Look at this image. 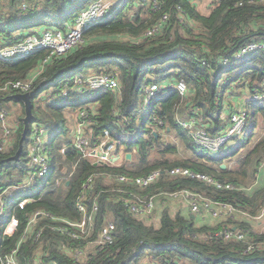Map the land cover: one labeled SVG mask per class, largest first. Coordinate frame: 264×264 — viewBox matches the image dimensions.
<instances>
[{"label": "trees", "instance_id": "1", "mask_svg": "<svg viewBox=\"0 0 264 264\" xmlns=\"http://www.w3.org/2000/svg\"><path fill=\"white\" fill-rule=\"evenodd\" d=\"M93 1L0 0V43L13 44L47 29L64 30ZM165 14L168 17L163 20ZM157 24L159 31L148 34ZM250 42L264 43V0H160L158 8L153 0H122L84 31L83 43L63 54L49 57L50 50L44 48L23 57L0 58V87L35 76L27 130V106L17 97L19 91H0V109L7 111L11 129L8 147L0 150V193L12 189L13 195L3 198L4 216L17 210L21 219L11 237L3 235L4 217L0 219V253L16 248L19 264H38L39 252L51 264H264V233L257 232L252 221L264 205V178L259 179L264 169V136L234 160L252 141L258 119L264 117V99H248L264 88V48L237 56ZM95 73L114 74L119 87L89 88L76 83L79 75ZM180 80L188 87L184 95L174 86ZM151 83L167 87L143 109L144 88ZM239 98L245 99V133L221 151L197 145L179 122V109L185 105L199 125L212 134L221 133L230 124ZM17 105L22 110L12 120L11 114L19 112H13ZM90 106L86 131L92 142L99 143L109 130L126 152L133 153V159L95 163L76 148L68 112ZM36 124L49 132L51 172L37 184L23 186ZM168 128L192 152L189 157H167L179 150L162 141L160 129ZM2 131L0 122V135ZM154 151L159 155H153ZM175 166H188L233 187L171 175L168 171ZM157 169L163 172L148 187L133 182ZM122 175L131 180H120ZM57 177H63L60 183ZM184 189L232 204L236 217L211 225L199 223L190 207V211L182 207L173 214L165 202L176 197L171 193ZM131 192L154 194L155 201L164 204L159 225L145 219L153 216L156 205L150 216L137 215L126 205ZM82 195L89 208L94 201L99 204L95 231L88 238L60 232L55 226L61 221L46 214L80 220L77 202ZM29 196L34 200L15 210L17 200ZM39 212L43 214L37 215L23 237L29 217ZM109 220L116 225L113 241L101 249L93 244L85 249ZM235 225L249 229L247 239L214 235ZM250 242L257 247L247 251ZM77 248L85 249L86 257L78 259Z\"/></svg>", "mask_w": 264, "mask_h": 264}, {"label": "built area", "instance_id": "2", "mask_svg": "<svg viewBox=\"0 0 264 264\" xmlns=\"http://www.w3.org/2000/svg\"><path fill=\"white\" fill-rule=\"evenodd\" d=\"M154 7L160 6V0H153ZM118 6V5H117ZM116 7V6H115ZM114 4L105 0H95L86 9L82 10L75 18L74 23L68 25L66 29H47L42 34H30L26 38L13 44H1L0 43V58L9 60L11 58L23 57L29 55L40 49H49L50 54L59 55L69 51L71 48L84 42V31L100 21L115 8ZM168 17L164 15L163 20ZM160 24L148 30V34L159 31ZM259 48H264V43L261 42H250L241 47L237 52V56L241 57L249 52L255 51ZM34 77L30 79L7 81L1 87L0 91L16 90L18 94L31 93L33 88ZM76 83L83 87L99 88L109 87L111 89H117L119 87V80L114 74L110 73H95L90 75L81 74L77 77ZM175 88L182 95L186 94L188 87L185 81L180 80L175 85ZM167 87L159 83H151L144 88V103L143 109L148 108L155 97ZM66 93V91H64ZM248 99H264V88L262 91L252 94ZM245 102V99H244ZM240 103V102H239ZM93 107H82L79 109L76 122L74 123L73 135L74 144L76 148L81 152L84 157H90L95 163H114L118 162L124 157L125 145L119 140L112 138L109 130H106L102 140L99 143H93L91 136L86 131V125L90 122V114ZM246 110L238 104L230 114V124L225 131L221 133L212 134L207 131L204 126L197 123L195 117L187 119H179L180 124L184 129L188 131L193 141L210 151H221L227 145L232 144V139H239L245 133L246 128ZM201 119V118H200ZM0 122L3 126L2 134L0 135V150H4L8 147L10 142L11 129L7 123V111L0 109ZM48 129L44 125L36 124L33 131V141L30 145V166L27 169L26 182L23 186H29L37 184L42 177L51 172V159L48 153ZM65 150L64 148L62 149ZM261 166H264V159L261 162ZM163 170H153L147 175L135 177L133 182L141 188H146L153 182H155ZM171 175H187L190 177L200 178L211 184L216 185L219 188H232L231 183H224L220 180L214 179L212 176L202 173L195 172L188 166H175L168 171ZM122 181L131 180L130 177L122 175L119 177ZM63 177H57L56 182L60 183ZM92 180V177L89 178ZM6 189L3 191L5 192ZM0 193V219L4 217L6 205L2 199ZM12 195V193H11ZM130 197L125 199L126 205L137 215L150 216L155 208L156 201L155 195L149 193H130ZM173 196H183L190 201L192 213L200 221H207L209 218H225L236 217L237 208L230 203L223 202L220 200H214L207 198L199 193L192 192L190 190H182L179 192L171 193ZM84 195H82L78 202V209L82 213V218L78 221H74L64 217H56L50 213H46L53 219L61 221L60 224H56V228L72 237L88 238L95 231V216L99 210V204L94 201L93 205L89 208L84 202ZM34 198L32 196L23 197L17 200L14 205L16 209H23L29 202H32ZM42 212L37 213L34 216L29 217L27 227L25 230V237L32 224H34L37 215H42ZM221 218V219H222ZM254 229L259 233H264V205L260 211L252 218ZM21 219L17 213H12L3 222L2 233L5 237L14 236L19 230ZM116 225L113 221L109 220L104 223L98 232V237L93 242L89 243L85 249L90 248L93 244L95 247L103 248L104 245L110 243L114 239V231ZM249 229L244 227L233 226L230 229H221L215 231L214 235L223 237L224 239L237 238L239 240H245L249 236ZM213 235V234H212ZM206 239L209 237L208 234H203ZM257 247L256 242H250L247 251L254 250ZM85 249L77 248L74 255L79 259L81 256L87 255ZM1 250V248H0ZM17 249H12L7 254L2 255L0 253V264H19L16 258ZM1 252V251H0ZM38 264H51L43 260L40 252L38 253ZM151 264H156L155 262Z\"/></svg>", "mask_w": 264, "mask_h": 264}, {"label": "rangeland", "instance_id": "3", "mask_svg": "<svg viewBox=\"0 0 264 264\" xmlns=\"http://www.w3.org/2000/svg\"><path fill=\"white\" fill-rule=\"evenodd\" d=\"M105 1H107V0H105ZM118 1L119 0H113V2L115 3V4L113 3L114 7L117 6ZM13 110H14L13 112H15V111H19V112L11 114L12 120H14L15 116H17V114H19L22 109L20 108V106L18 108V105H17V106H14ZM161 130H162V134H161L162 141L164 143L170 142L174 145H177L179 148L177 154L169 153V154H167V157H169L170 159H178V158H186L192 154V152L185 146V144L182 142V140L180 138H178V136L176 135V132H174V131L168 132V131H165L164 129H160V131ZM262 136H264V117L260 116V118L258 119L257 130H256V133H255L252 141L248 143L249 145L247 147L241 149L240 152H238V154H236V156L234 157V160L238 159L239 157H241L245 153H247L248 149ZM153 155L157 156L159 154L156 151H154ZM263 173H264V169H263ZM263 173L261 171L260 176H259L260 180H261V178L264 177ZM35 189L36 188H34V190ZM165 203L168 204V206L170 207V210L173 214L176 213L182 207L188 208L187 209L188 211H190V208H191L190 202L187 200L186 197H182V196L171 197V198L168 197ZM163 206H164L163 203L156 202V210H155L153 216L151 218L145 217V219L149 220V223L154 222L156 225H159V223H160V210L162 209Z\"/></svg>", "mask_w": 264, "mask_h": 264}, {"label": "crops", "instance_id": "4", "mask_svg": "<svg viewBox=\"0 0 264 264\" xmlns=\"http://www.w3.org/2000/svg\"><path fill=\"white\" fill-rule=\"evenodd\" d=\"M108 2H111V3H114L113 2V0H107ZM122 2V0H119L118 1V3H117V5H119L120 3ZM203 2V1H202ZM204 2H205V0H204ZM115 4V3H114ZM238 102H241V103H238ZM237 105L238 104H243L244 103V101L242 102L241 101V99L239 98L238 100H237ZM180 111L178 112V117H179V119H187V118H191V116H190V114H189V112H188V110L185 108V105H182L181 107H180V109H179ZM79 111V110H78ZM78 111H69L68 112V118H69V122H70V124L71 125H73L74 126V123L76 122V117H77V114H78ZM168 132H172L171 130H170V128H168ZM48 139H49V134H48ZM125 154H126V152L124 153V157H122L120 160H122L123 158H125V159H127L126 157H125ZM189 157V156H188ZM132 159H133V157H132ZM119 160V161H120ZM262 173H263V171H262ZM264 174V173H263ZM260 175V174H259ZM264 178V177H263ZM13 191H12V189L11 188H9V189H6V191L5 192H3V194H2V199L4 198V196L5 195H11V193H12ZM12 195H13V193H12ZM188 200V199H187ZM189 201V200H188ZM190 202V201H189ZM15 213H17V210L16 211H14ZM192 215H194L193 213H192ZM195 216V215H194ZM9 217V215L8 216H4V218L2 219V223H1V227L3 226V222L7 219ZM222 217H220V218H209V220H207V221H205V222H203V221H200L198 218V222L199 223H209V224H211V225H213V224H216V222L217 221H220V220H223L224 218H222ZM212 220V221H211Z\"/></svg>", "mask_w": 264, "mask_h": 264}, {"label": "water", "instance_id": "5", "mask_svg": "<svg viewBox=\"0 0 264 264\" xmlns=\"http://www.w3.org/2000/svg\"><path fill=\"white\" fill-rule=\"evenodd\" d=\"M31 96L32 94L31 93H25V94H18L17 97L21 98L22 100H24L26 106H27V111H28V114L27 116L25 117V123H26V130L28 128V120L31 118ZM125 157L127 159H132L133 157V153L132 152H126L125 154ZM62 166V165H61ZM222 167H226V164L225 163H222L221 165ZM194 217V215H192Z\"/></svg>", "mask_w": 264, "mask_h": 264}]
</instances>
